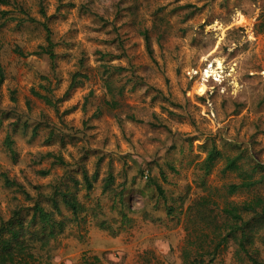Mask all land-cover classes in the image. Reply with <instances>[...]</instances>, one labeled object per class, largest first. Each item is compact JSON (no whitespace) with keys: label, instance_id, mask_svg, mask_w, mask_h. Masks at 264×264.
I'll use <instances>...</instances> for the list:
<instances>
[{"label":"rangeland","instance_id":"rangeland-1","mask_svg":"<svg viewBox=\"0 0 264 264\" xmlns=\"http://www.w3.org/2000/svg\"><path fill=\"white\" fill-rule=\"evenodd\" d=\"M18 2L47 25L56 59L35 54L46 45L40 24L0 30V174L31 196L34 186L43 194L54 186L73 191L76 179L84 206L79 222L69 221L52 243L51 264L92 257L99 264H181L183 212L202 192L195 164L216 147L226 156L246 150L264 165V0ZM104 64L121 70L105 73ZM79 71L87 79L68 90ZM106 79L114 90L124 86L123 94H108ZM8 135L15 155L5 148ZM47 153L67 166H52ZM221 169L208 185L237 181ZM42 170L50 174L41 177ZM83 171L97 174L87 193ZM24 200L0 179V220L28 206ZM213 264H236L233 247Z\"/></svg>","mask_w":264,"mask_h":264},{"label":"trees","instance_id":"trees-1","mask_svg":"<svg viewBox=\"0 0 264 264\" xmlns=\"http://www.w3.org/2000/svg\"><path fill=\"white\" fill-rule=\"evenodd\" d=\"M0 7V30L10 23L16 27L40 24L45 32L46 45L40 46L35 54L47 56L53 63L56 59V44L51 39L47 25L32 18L18 0H0ZM41 14L45 17L43 9ZM142 36L145 41H149L146 32ZM80 64L83 65V61ZM101 68L105 73L110 72V69L121 70L110 64H104ZM3 78L4 72L0 67V85ZM81 79H87L85 72L74 73L68 90L79 86ZM105 81L106 91L112 97L123 94L124 86L114 90L112 83L108 82L110 80ZM32 92L45 105L56 108L47 96ZM12 101L15 102V98ZM24 122L26 126L29 124L27 120ZM52 140L53 134L50 132L46 143ZM4 145L9 152H13V141L9 135ZM43 157L52 158V166H67L62 157L51 153ZM220 163L221 174L233 175L237 181L220 188L212 187L206 183V178ZM194 169L199 174L197 187L202 192L191 200L183 212L185 237L180 248L181 264H213L218 254L229 247H233V260L236 264H264L260 257V249L264 248V165L253 159L246 150L237 149L233 156H226L212 147L205 158L195 164ZM38 174L46 177L50 170L38 171ZM81 176L87 193L92 189L97 174L94 172L89 176L83 171ZM0 179L5 189H13L24 197V201L29 202L28 206L20 205L13 209L8 220H0V264H51L52 243L66 231L69 221L78 223L79 216L84 213L77 190L79 182L70 179L73 191L69 187L62 190L54 186L48 194L40 191L41 186H34L35 196H31L23 184L10 179L6 174H0ZM105 181L108 187L113 182L112 176L108 175ZM148 181L150 184L151 180ZM151 186L155 187L159 196L165 195L160 185ZM235 196H243L244 199L240 202L230 201ZM44 201L47 206L43 204ZM173 210L167 207V215L171 216ZM64 213H68L70 219ZM126 217L123 215V220H127ZM84 263L99 264V260L92 257L85 259Z\"/></svg>","mask_w":264,"mask_h":264}]
</instances>
